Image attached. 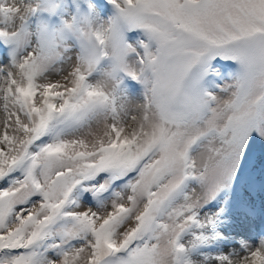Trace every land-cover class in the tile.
Here are the masks:
<instances>
[{
  "label": "snow or ice",
  "instance_id": "6c2138e0",
  "mask_svg": "<svg viewBox=\"0 0 264 264\" xmlns=\"http://www.w3.org/2000/svg\"><path fill=\"white\" fill-rule=\"evenodd\" d=\"M0 264H264V0H0Z\"/></svg>",
  "mask_w": 264,
  "mask_h": 264
},
{
  "label": "rangeland",
  "instance_id": "374dc122",
  "mask_svg": "<svg viewBox=\"0 0 264 264\" xmlns=\"http://www.w3.org/2000/svg\"><path fill=\"white\" fill-rule=\"evenodd\" d=\"M98 2H99V0H98Z\"/></svg>",
  "mask_w": 264,
  "mask_h": 264
}]
</instances>
